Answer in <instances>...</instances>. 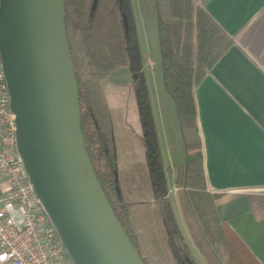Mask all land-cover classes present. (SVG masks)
<instances>
[{"label": "trees", "instance_id": "1", "mask_svg": "<svg viewBox=\"0 0 264 264\" xmlns=\"http://www.w3.org/2000/svg\"><path fill=\"white\" fill-rule=\"evenodd\" d=\"M156 2L166 4L168 10L167 16L158 20L165 87L176 101L181 125L195 126L199 131L196 89L235 42L201 6V0ZM66 27L79 84L86 147L118 219L148 264L130 219V204L119 188L114 128L103 90L106 79L122 68H129L138 75L134 88L147 162L169 234V246L179 264H196L169 198L131 0H66ZM187 146L197 149L196 157L184 166L173 168L183 216L205 259L210 264H224L225 254L233 253L234 249L217 212L218 196L209 186L202 138Z\"/></svg>", "mask_w": 264, "mask_h": 264}, {"label": "crops", "instance_id": "2", "mask_svg": "<svg viewBox=\"0 0 264 264\" xmlns=\"http://www.w3.org/2000/svg\"><path fill=\"white\" fill-rule=\"evenodd\" d=\"M200 3L235 42L195 92L207 178L211 191L218 196L217 212L234 249L225 254L224 264H264V0ZM142 64L177 224L196 264H210L191 237L173 173L175 166L186 165L196 153L188 156L186 163L165 162L156 114L158 99L153 93L155 89L159 95L160 87L166 95L169 92L162 65L154 69L149 56ZM108 79L103 82V90L114 128L119 188L130 204L138 244L148 264H179L169 246V234L153 190L140 112L138 116L133 112L131 118L117 87L106 89ZM129 87L136 101L134 82H129ZM167 145L171 154L185 149L180 143L171 146L168 137ZM171 171L173 187L169 185Z\"/></svg>", "mask_w": 264, "mask_h": 264}, {"label": "water", "instance_id": "3", "mask_svg": "<svg viewBox=\"0 0 264 264\" xmlns=\"http://www.w3.org/2000/svg\"><path fill=\"white\" fill-rule=\"evenodd\" d=\"M0 58L18 152L72 262L146 264L86 147L66 0H0Z\"/></svg>", "mask_w": 264, "mask_h": 264}, {"label": "built area", "instance_id": "4", "mask_svg": "<svg viewBox=\"0 0 264 264\" xmlns=\"http://www.w3.org/2000/svg\"><path fill=\"white\" fill-rule=\"evenodd\" d=\"M10 101L0 58V264H74L18 152Z\"/></svg>", "mask_w": 264, "mask_h": 264}, {"label": "rangeland", "instance_id": "5", "mask_svg": "<svg viewBox=\"0 0 264 264\" xmlns=\"http://www.w3.org/2000/svg\"><path fill=\"white\" fill-rule=\"evenodd\" d=\"M131 3L139 35L140 50L145 57L143 62H145L149 56V58L155 63L153 64L154 69H161L162 64L158 20L160 17L164 18L167 16V5L164 3L158 4L156 0H131ZM157 62L158 66L156 65ZM134 81L135 77L131 74V70L129 68H122L115 72L105 84L106 89L108 86L117 87L122 98L121 101L123 107L129 111L131 118L133 112L136 113V116L139 115L137 93L135 101L133 96L134 90L129 87V82L132 84ZM162 88L163 87L159 88V91H161L159 92V95L154 89L153 97L154 99L156 98V100L158 99L156 104V114L159 135L161 142L163 143L165 162L172 163V161H174L175 163H178L179 160H181L186 163L188 156L193 157V154L195 156V153L197 152V149L194 146L188 147L187 145L199 141V131L195 126L187 127L181 125L175 99L170 93L169 95H166L168 93H164L165 89ZM150 102L152 105L151 98ZM167 137L171 146L180 143L185 149L183 151L176 150L172 154L169 153ZM171 173L172 171L169 172V185L173 187L174 181Z\"/></svg>", "mask_w": 264, "mask_h": 264}]
</instances>
